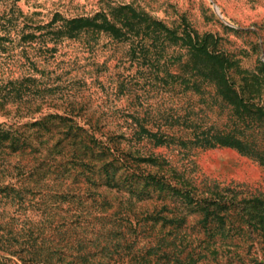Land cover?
<instances>
[{
	"label": "rangeland",
	"instance_id": "obj_1",
	"mask_svg": "<svg viewBox=\"0 0 264 264\" xmlns=\"http://www.w3.org/2000/svg\"><path fill=\"white\" fill-rule=\"evenodd\" d=\"M211 67L225 68L259 128L228 120L215 84L201 93L182 82ZM0 95L14 98L0 106V256L264 264V0H0ZM51 114H67L112 155L85 153L57 127H21ZM133 123L156 133L140 139ZM11 127L36 134L38 151L10 147ZM223 136L233 145H201ZM35 154L88 165L29 183L12 166L40 162ZM150 155L185 185L133 188L98 171Z\"/></svg>",
	"mask_w": 264,
	"mask_h": 264
},
{
	"label": "trees",
	"instance_id": "obj_2",
	"mask_svg": "<svg viewBox=\"0 0 264 264\" xmlns=\"http://www.w3.org/2000/svg\"><path fill=\"white\" fill-rule=\"evenodd\" d=\"M117 30V29H116ZM194 73L196 76L193 74L190 77H187L182 81L185 83L187 86L186 88L189 89H195L200 91L201 93L204 92L205 89H208L211 84H215V88L218 93L217 95L222 96V100H216L219 101L218 104L220 107H227L229 109V113L227 115L228 120H231L232 122H237V123H243L247 124L250 126V128H253V130H256V128H259V126L256 125L258 123V115L259 112L255 110H251L248 108L246 105L244 99L239 95V93L236 91V89L233 87V84L230 83L228 78L226 77V72L225 68L221 67L219 70L214 69L213 67L209 68L207 71H197L195 70ZM217 75L218 80L213 79ZM14 98L12 96L8 95H0V106L4 107L7 101L13 100ZM68 115L72 114L70 112H67ZM62 115V114H51L48 117H42L35 122H32L31 124H25L22 125L21 127H36L39 126L43 130H50L53 129V127H57L61 129L62 135H65V139L73 138V140H70L71 143L74 145H82L86 148V152H91L95 155L99 156H107V155H112L111 148L105 145L104 140L96 138L94 133H88V131L85 128H79L78 126H74L73 123L67 124V122L71 119H69V116ZM134 122V121H133ZM133 130L136 132V134H139V138H144V137H150L151 135H154L155 133L147 128V126H142L140 124H135L133 123ZM38 130V129H37ZM35 130V132H37ZM95 132V131H94ZM41 133V132H39ZM250 134H253L251 131ZM36 135V134H35ZM34 135V136H35ZM51 135V134H50ZM200 133L197 134L199 136ZM32 134L28 133L26 130L22 131L21 134H18V130L13 129L11 127L8 130L7 137L9 138L10 141V147L14 149L22 148H32L34 152H37L38 149L33 145L32 139L34 137ZM88 137H90V141L88 140ZM50 139L47 138L46 141ZM199 139V138H198ZM152 140V139H151ZM201 141V139H199ZM94 141V142H93ZM93 144H89V143ZM162 141H156V143H161ZM202 146L205 147H215L218 145H233L231 142L226 141L224 139V136L222 140L214 141V140H204L201 143ZM100 147L99 150L97 151L94 147ZM95 149V150H94ZM76 148L73 149L72 151H64L60 153L62 154L61 157L62 159H65L67 157H71L73 153L76 152ZM83 151H81L79 154H82ZM78 155V154H77ZM35 159L42 158L40 162H37V160H34L32 164H19V165H14L12 166L13 170L12 171H17L20 175L24 176L25 179L30 183L31 181L33 182H42L45 179L51 180V177L55 180V176L52 175H58V174H63L66 176L68 173L78 172L77 169L78 167H81L84 165L87 166L88 164L85 163L84 158L80 159V163L77 162V160H69V164L72 163L69 168H66L65 163H61L58 166L54 165L51 163V160L47 156H36L35 154ZM34 159V158H33ZM71 159V158H70ZM133 159L137 161V166L132 168L133 166L130 165L129 167L123 163V165L119 168L118 166L113 167L111 162L104 163L103 165L100 166L98 171L102 173V175H105L106 180L109 183L112 184H123V185H129L130 187L133 188H138V187H151V186H157V185H165L167 184V181H169L171 186L173 188H176L177 186L181 185L184 186L187 178L184 177L181 174H176L172 173L170 176H167L166 173L161 172L159 168L161 167V164L157 162L158 158H155L153 155L143 157V156H133ZM147 164L148 166H141V165ZM62 166V167H61ZM156 170H153L155 169ZM157 167L158 170H157ZM73 169V171L70 173V170ZM48 176V177H47ZM50 176V177H49ZM68 176V175H67ZM45 183V182H44ZM50 185V184H47ZM15 188H11L12 195L15 193H19ZM3 251H10V252H24L23 248H16L15 250L10 248V247H5L2 249ZM0 261L4 263L0 264H7V262H13L15 264H19L16 261L12 260V258L7 257V256H0Z\"/></svg>",
	"mask_w": 264,
	"mask_h": 264
}]
</instances>
